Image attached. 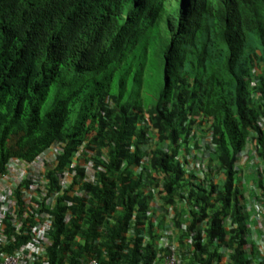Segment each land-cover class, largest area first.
I'll use <instances>...</instances> for the list:
<instances>
[{"label": "trees", "instance_id": "1", "mask_svg": "<svg viewBox=\"0 0 264 264\" xmlns=\"http://www.w3.org/2000/svg\"><path fill=\"white\" fill-rule=\"evenodd\" d=\"M192 1L200 70L151 86L161 19L192 38L180 0H0V180L39 173L0 196V253L37 228L35 264H161L166 241L179 264H264V0Z\"/></svg>", "mask_w": 264, "mask_h": 264}, {"label": "clouds", "instance_id": "2", "mask_svg": "<svg viewBox=\"0 0 264 264\" xmlns=\"http://www.w3.org/2000/svg\"><path fill=\"white\" fill-rule=\"evenodd\" d=\"M179 4L180 5L177 7L175 6L172 7L171 10L179 11L183 13L182 28L183 30H185V32L188 35H192V38L191 39L177 38L175 34L172 33L166 26V17L164 16L161 19L160 24H159V29L157 31V37H156L155 43L161 38L162 34L165 35L164 42H165L166 48L162 52H160V58L162 60V67H163V75H164L165 66L168 64H172L177 67H185V68L200 70L198 63L196 62V59L188 58L185 55V52L182 47V45L184 44H191L190 56L199 55L198 49L193 44L194 38H195L193 27H197V24L193 21V16H195V13L192 11L193 1L192 0H180ZM154 44H151V46H149V51L152 50ZM130 57L135 60H139L138 51L134 52ZM131 68H133L132 75H134V72L137 69V65L132 66ZM148 69L149 67H147L146 70ZM210 147H211V144L208 145L207 147L200 148L206 157L207 164L209 162L210 155L214 153L213 148H210ZM197 161L200 162L199 160ZM218 161L219 160L216 159L212 164L219 167L220 163ZM87 167H88L89 172H91L93 165L88 164ZM185 167L188 170L192 168V170L196 171L200 175H204V171L207 170V165L201 166V165L188 163V166H185ZM6 170H7V173L5 175H2L1 180H0V196L10 197L14 193V190L16 188L14 185L15 180L21 183L23 180L30 178L33 182V186H32L33 188L39 177L38 171H35L31 164L26 163L25 161H21V160L11 161L8 164ZM180 208L182 212H186L189 209L186 206V203L181 205ZM248 211H249V215L251 216V220H252V217H254V215L255 216L259 215V212H262L263 209L259 208L257 205H251ZM255 211H257V214H255ZM169 234L172 235V237L174 236V232H170ZM0 236H1V233H0ZM163 247L172 248V249L169 254H163V256H161V259H162L161 264H179L176 258L177 250L175 249L176 247L175 243L166 241L163 243ZM5 254H8V253H5ZM16 254L18 253H13V254L10 253V255H16ZM35 262L36 260L33 261V264H35ZM92 262H96L97 264H99L95 260H92L89 264H92Z\"/></svg>", "mask_w": 264, "mask_h": 264}, {"label": "rangeland", "instance_id": "3", "mask_svg": "<svg viewBox=\"0 0 264 264\" xmlns=\"http://www.w3.org/2000/svg\"><path fill=\"white\" fill-rule=\"evenodd\" d=\"M164 40H165V35L162 34L161 38L153 45L152 50L149 51V55H148L149 69H148V75L146 81H148V83L151 86L160 83L162 81L163 67H162V60L160 58V52H162L166 48ZM243 163L245 165L249 164V162H247V159L243 161Z\"/></svg>", "mask_w": 264, "mask_h": 264}, {"label": "built area", "instance_id": "4", "mask_svg": "<svg viewBox=\"0 0 264 264\" xmlns=\"http://www.w3.org/2000/svg\"><path fill=\"white\" fill-rule=\"evenodd\" d=\"M39 229H34L35 238L29 248L26 249V253H18L16 255H10L0 253V264H33L34 256L38 253L41 240H39ZM43 234V233H42ZM92 264H97L92 262Z\"/></svg>", "mask_w": 264, "mask_h": 264}]
</instances>
